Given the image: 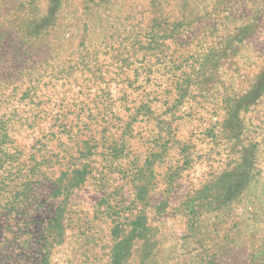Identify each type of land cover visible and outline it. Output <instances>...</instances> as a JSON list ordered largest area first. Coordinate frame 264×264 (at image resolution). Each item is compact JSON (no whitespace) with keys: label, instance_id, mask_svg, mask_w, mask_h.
Segmentation results:
<instances>
[{"label":"rangeland","instance_id":"obj_1","mask_svg":"<svg viewBox=\"0 0 264 264\" xmlns=\"http://www.w3.org/2000/svg\"><path fill=\"white\" fill-rule=\"evenodd\" d=\"M0 264H264V0H0Z\"/></svg>","mask_w":264,"mask_h":264}]
</instances>
